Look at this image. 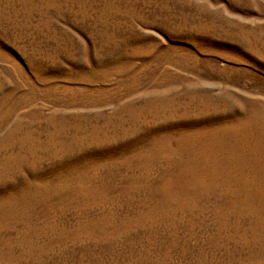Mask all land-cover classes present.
I'll return each instance as SVG.
<instances>
[{
  "label": "rangeland",
  "instance_id": "374dc122",
  "mask_svg": "<svg viewBox=\"0 0 264 264\" xmlns=\"http://www.w3.org/2000/svg\"><path fill=\"white\" fill-rule=\"evenodd\" d=\"M0 264H264V0H0Z\"/></svg>",
  "mask_w": 264,
  "mask_h": 264
}]
</instances>
